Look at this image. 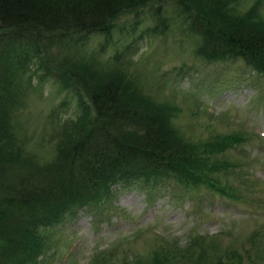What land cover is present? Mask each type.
Returning a JSON list of instances; mask_svg holds the SVG:
<instances>
[{"label": "trees", "instance_id": "1", "mask_svg": "<svg viewBox=\"0 0 264 264\" xmlns=\"http://www.w3.org/2000/svg\"><path fill=\"white\" fill-rule=\"evenodd\" d=\"M161 1L0 0V264H37L50 249L51 228L64 210L104 204L112 186L141 181L152 191L175 181L183 189L211 187L219 172L235 166L219 155L243 136H185L171 124L176 106L158 103L121 64L110 68L93 54L66 58L67 73L56 77L62 88L73 85L84 98L77 94L75 118L59 123L60 138L48 164L25 152V136L14 132L11 112L24 103L31 78L25 74L34 58L74 35L83 40L109 35L118 15ZM171 1L189 35L199 40L197 57L209 63L241 57L264 77V0H253L241 14H233L237 0ZM36 65L34 71L45 77L48 64ZM202 240L194 234L172 253L192 264H258L264 256L257 250L252 258L246 248L241 255L230 250L207 256ZM160 256H153V264H165L166 256Z\"/></svg>", "mask_w": 264, "mask_h": 264}, {"label": "rangeland", "instance_id": "2", "mask_svg": "<svg viewBox=\"0 0 264 264\" xmlns=\"http://www.w3.org/2000/svg\"><path fill=\"white\" fill-rule=\"evenodd\" d=\"M252 2L237 0L233 14ZM135 11L118 15L109 35L65 38L30 62L24 103L11 112L14 132L26 138L24 151L38 164L54 158L59 123L69 124L77 114V94L84 98L73 85L62 88L56 77L67 73L66 58L93 54L110 68L121 64L158 103L176 106L171 124L185 136H243L219 155L235 166L219 172L211 187L183 189L171 181L149 192L136 181L112 186L104 204L69 205L37 264H153L155 254L166 256L165 264H192L174 256L172 248L186 247L197 233L207 256L230 250L241 255L246 248L253 258L264 251V77L241 57L224 67L197 57L199 40L189 35L171 0ZM40 60L48 64L45 77L34 71ZM256 261L264 264V256Z\"/></svg>", "mask_w": 264, "mask_h": 264}]
</instances>
